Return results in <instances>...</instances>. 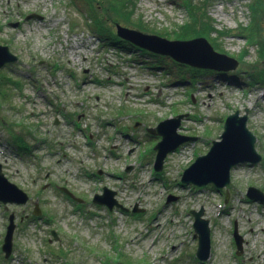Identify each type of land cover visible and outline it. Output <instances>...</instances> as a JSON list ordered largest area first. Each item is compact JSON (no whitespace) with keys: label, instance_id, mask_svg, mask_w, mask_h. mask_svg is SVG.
Returning a JSON list of instances; mask_svg holds the SVG:
<instances>
[{"label":"rangeland","instance_id":"1","mask_svg":"<svg viewBox=\"0 0 264 264\" xmlns=\"http://www.w3.org/2000/svg\"><path fill=\"white\" fill-rule=\"evenodd\" d=\"M90 1L0 0V45L17 56L0 68V163L29 197L23 205L0 202V264H264V204L245 194L249 186L264 192V83L246 79L264 69V8L254 27L253 0ZM94 10L115 36L119 24L187 40L176 38L185 23L208 24L218 33L189 39L204 37L238 65L199 69L127 41L109 43L94 29ZM187 67L206 71L193 78ZM245 109L261 161L235 166L220 190L181 185L225 118ZM179 114L176 132L195 139L155 171L156 127ZM104 186L126 211L92 202ZM201 207L211 240L205 262L195 256L190 213ZM10 213L16 228L4 258ZM234 224L243 237L239 255Z\"/></svg>","mask_w":264,"mask_h":264},{"label":"water","instance_id":"2","mask_svg":"<svg viewBox=\"0 0 264 264\" xmlns=\"http://www.w3.org/2000/svg\"><path fill=\"white\" fill-rule=\"evenodd\" d=\"M31 16L29 15L28 17ZM115 34L121 40L127 41L140 49H145L154 54L169 56L174 61L190 67L229 71L234 70L238 65L236 59L215 51L204 37H195L187 40H168L158 35L146 34L119 24L115 27ZM16 62L17 56L11 53L7 46L0 45V68L6 65H13ZM183 116V114H179L170 119L167 118L157 125L156 132L161 139L153 148L156 151L153 163L155 171L162 169L164 158L169 152L175 151L180 144L195 139L179 135L176 132ZM247 118V109L244 110L243 114H240L238 110L229 114L225 118L219 139L213 140L206 154L197 156L183 170L180 184L196 187L212 185L217 190H220L229 185L231 170L235 166L240 164L253 166L259 163L262 156L255 149V136L246 126ZM127 169L129 170L130 167ZM61 190L69 197L75 199L67 189L61 188ZM245 194L248 200L264 204V192L259 188L249 186ZM114 196L115 191L104 186L101 193L93 195L92 202L104 205L109 210L118 207L126 211L127 209L118 203ZM225 196L226 201L228 197L227 190ZM28 199L26 192L5 177L0 164V202L23 205ZM77 201L80 202L81 200L78 199ZM137 211L136 208L132 209V212ZM32 213L35 216L39 215V209L36 208ZM190 213L193 216V237L197 239L195 256L199 261L205 262L210 256L211 248L209 221L203 217L204 209L202 207L198 210H190ZM14 220V214L10 213L1 245L5 258L10 257L12 252L13 233L16 228ZM53 235L56 237L55 233ZM233 239L236 245L235 253L239 255L242 252L243 237L238 233L236 224H234ZM117 264L124 263L119 262Z\"/></svg>","mask_w":264,"mask_h":264},{"label":"trees","instance_id":"3","mask_svg":"<svg viewBox=\"0 0 264 264\" xmlns=\"http://www.w3.org/2000/svg\"><path fill=\"white\" fill-rule=\"evenodd\" d=\"M86 2H88L89 4H92V2L90 0H86ZM261 3H262V0H253L251 2V4H250L251 16L254 18V21H255L254 22V27L257 26L256 23L258 22V19L260 18V15H263L264 5H263V3L262 4ZM115 13H117V12H115ZM117 14H119V13H117ZM129 14H130V11L126 12L125 16L128 15L127 18H129ZM90 15L92 16V21L95 24L94 29H95V31H97V33H98V35L100 37H103L104 40L108 41L109 43H115L117 41H120V42L125 44L124 41L119 40L114 34H112L109 30H107V28L103 24V20H101L100 17L97 15L96 10H94L93 13L90 12ZM200 26H201V29L200 30H196V29L192 28L190 26V24L188 25V24L185 23V26L182 27V30H180L179 33H177L176 38H178V39H187L188 38L189 39L190 37H192L194 35L207 34V36H209L213 32H217L218 33V31H213V28H211L210 25L208 27V24H201ZM227 32L228 31H226V33ZM251 33H252L251 31L247 32V34H249V35H251ZM242 36H244V34ZM247 38L248 37H246V42H247ZM251 39L253 41H255L256 36L251 37ZM249 41H251V40L249 39ZM204 71H206V70H204ZM204 71L201 72L200 70L187 67V72L193 78H195V76H194L195 73L199 72L201 74V73H204ZM246 71H248V70L246 69ZM247 74L248 75H247L246 79H248V80L249 79L260 80V81H262L264 83V69H262L260 72H257V70H253L252 69V70L248 71ZM184 78H186V77H184ZM18 142H19V140L15 141L16 144H18Z\"/></svg>","mask_w":264,"mask_h":264},{"label":"bare ground","instance_id":"4","mask_svg":"<svg viewBox=\"0 0 264 264\" xmlns=\"http://www.w3.org/2000/svg\"><path fill=\"white\" fill-rule=\"evenodd\" d=\"M117 37V36H116ZM118 38V37H117ZM119 40H121L120 38H118ZM122 41H124V40H122ZM131 45V44H130ZM132 46V45H131Z\"/></svg>","mask_w":264,"mask_h":264}]
</instances>
